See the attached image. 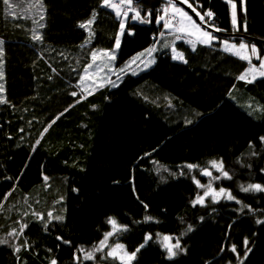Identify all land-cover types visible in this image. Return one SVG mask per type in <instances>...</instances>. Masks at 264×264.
<instances>
[{"label": "trees", "instance_id": "16d2710c", "mask_svg": "<svg viewBox=\"0 0 264 264\" xmlns=\"http://www.w3.org/2000/svg\"><path fill=\"white\" fill-rule=\"evenodd\" d=\"M10 3L11 9L0 0V98L6 101L0 104V239L9 241L0 244V264H77L76 257L79 264H120L101 260L108 249L95 260H84L79 251L91 250L111 230L109 217L128 228L109 243H122L129 252L152 234L133 264H241L245 238L251 251L243 264H264V224L256 223L264 220V193L241 191V185H264V78L237 79L247 61L224 52L219 42L197 43L192 51L187 36L175 46L188 63L173 61L163 45L175 33L164 20L156 22L169 5L143 0L133 7L151 11V22L128 20L112 65L117 86L84 95L77 82L90 53L116 48L123 17L102 0ZM194 6L214 13L213 23L226 30L214 33L220 40L255 45L264 57V0H246V11L238 5V31L228 0H196ZM93 13L90 35L79 25ZM154 45L156 62L149 70H138L140 60L127 67ZM213 160H222L232 177L216 186L240 204L208 199L193 207L202 194L193 177L203 183L200 170ZM188 164L199 167L189 170ZM49 212L63 219L49 222ZM22 224V234L8 235ZM157 232L179 238L186 253L167 259ZM233 244L239 256L229 250Z\"/></svg>", "mask_w": 264, "mask_h": 264}, {"label": "snow or ice", "instance_id": "6c2138e0", "mask_svg": "<svg viewBox=\"0 0 264 264\" xmlns=\"http://www.w3.org/2000/svg\"><path fill=\"white\" fill-rule=\"evenodd\" d=\"M3 4L8 6L9 9L13 7V5L10 3V0H2ZM181 3L186 4L188 8H190L197 17H199V21L193 20L192 16L188 14L187 11H185L182 7L177 6L176 3H173L172 0H169V6L172 10V19H176L179 17V19H176V23L178 26H174L171 24V20H165V17L168 15V7L163 9V15H158L156 22L159 24L161 20H164V28L169 29L175 33L174 40L171 44H164L163 47L170 48L171 49V59L173 61H181L183 63H188V61L185 59L183 51H178L175 42L181 39H184L185 36L191 37L193 35H196L197 39L195 42H193L191 39H187L185 42L190 44L192 47V51L196 50V44L199 43L201 45H205L208 47H212L214 45V42H219L221 45V48L224 52H228L232 55L237 56L239 59L247 61L249 67L240 74L237 79L245 81L247 83L253 82L257 75L260 77H264V57H262L255 45H249L243 41L239 42V44L234 42H229L228 40H220L219 37L215 36V32L220 31H226L224 29H221L217 25L213 23V17L214 13L210 10H206L203 13L201 11L197 10V7L194 6L196 4V0H180ZM228 2L231 4V23L233 28H235L237 31L239 30V20H238V5L240 11H246L244 8V5L246 3V0H228ZM17 3H19V0H17ZM138 3V0H119V4L116 3H110L109 0H102V6L111 8L115 11V15L117 18H121L120 21V34L122 35L125 30V21L129 18V10L133 12V15L131 16L132 20H138L141 23H150L151 17L153 13L151 11L143 10L134 8L133 5ZM127 5V9L121 10V5ZM143 13V15H142ZM95 13H93V18L89 19L86 23H81L79 27L86 29L89 31L91 35L90 25L94 23ZM42 18V17H41ZM39 27H43V25H39ZM210 29V30H209ZM246 30V26H245ZM129 34H132L129 32ZM161 36L164 35V33H160ZM34 40H41L42 35L41 34H34L33 36ZM89 41L85 42V45ZM3 41H0V45H3ZM115 47H120V35H117L115 38ZM155 45L150 47L149 49H146L145 52H141L137 57H134L128 64L127 67H131L132 64L136 63L137 60H140L141 63L144 64V67L147 68L151 64L155 63V58L152 56V53L156 51ZM3 55V48L0 47V56ZM98 55L103 57H108L109 60L114 61L115 60V52L113 50H105L100 53L93 50L90 53L91 62L87 63L83 69V74L78 79V86H80L81 93H87L91 94L89 91V88L94 85L96 82L93 81L92 84L89 86H84V82L86 77L88 76L89 70L93 69V65L97 61ZM144 59H141V58ZM255 57L257 60L260 61L259 66L252 64V58ZM146 61V62H145ZM3 61L0 60V81L4 79V72H3ZM109 72H113V74H117L116 71L109 67ZM125 69H119V72H124ZM105 76L107 77V73H105ZM251 77V78H249ZM117 79H120V76L117 74ZM108 83H111L113 87H116L117 84L110 79V77L107 79ZM5 91L4 85L0 83V93H3ZM71 95L77 96V92H72ZM81 98H84L83 96ZM6 101L3 98H0V104H4ZM251 107V105H249ZM63 115V113H61ZM59 117H57L58 119ZM51 123H55V120L51 121ZM188 123H191V121H188ZM51 124H49V127ZM23 131V129H21ZM44 131H47V128L44 129ZM261 142L264 143V137H261ZM39 143V140H37V144ZM251 146V145H250ZM35 150V149H33ZM255 154V153H253ZM155 163V162H154ZM186 167L189 170L198 168V165L194 164H188ZM209 167L211 169H214L216 172H218L220 175L213 176L212 171L209 170V168H203L200 170V175L209 177V182L205 184H201V182L193 177V181L196 184L197 188L202 189V194L197 193L195 199L192 201L193 207L200 205V206H206V200L209 198L211 199L212 203H219L221 199H226L228 201H235L236 204H240L241 201L237 199L230 191L227 189L221 187L218 190L213 187V181H217L220 179H232V177L229 175L228 171L225 170L223 161H216L213 160L210 162ZM164 171H168L167 168L164 169ZM264 171V170H262ZM183 174V173H181ZM44 180L47 181L48 177L45 176ZM241 191L248 193V192H256V193H264V185L261 183H249L247 186L241 185ZM11 193H7L4 196V199H7L8 195ZM145 208H147V205H144ZM251 210V209H249ZM35 214V213H34ZM49 222H51L52 219L56 220H62L63 218L60 216L53 217V214L49 212L48 214ZM43 219V216L40 217ZM145 221H153L154 218L151 216H146ZM201 219H203L201 217ZM107 223L111 226V230L104 233L103 239L99 241L97 245H95L91 250H84L80 249V253L83 254L82 258L84 260H95V254L97 252L104 253L105 249H108V251L105 253V255L101 256V260L111 258L113 260H119L120 264H131V261H133L136 258V254L144 247L148 245V242L153 239L152 234L146 233L144 236V240L141 244L136 247V249L132 252H129L126 250L125 245L119 242H115L110 244L109 240L111 237L117 235L121 232H126L128 230L127 225H121L118 223V221L113 218L109 217L107 220ZM257 224H264V220H257ZM26 227V225L22 224L20 227L19 232L16 230H13L12 232L8 233L9 236L18 237L20 234H22L23 229ZM47 227V225H45ZM193 231L191 226H188L187 232ZM186 234V233H185ZM156 238L159 241L161 247L165 250L167 254V259L172 260L174 259L178 254L180 253H186V249L182 248L181 242L179 238L173 237L171 235H161V233H156ZM58 240L62 239L61 237H57ZM173 240H175V243H173ZM9 241L7 239H0V244H7ZM27 243V242H25ZM65 243H69L65 241ZM244 246L247 249L245 252L244 257L241 259V264H243V259L247 258L248 252L251 251V249H248V239L245 238ZM20 249L17 247L16 251H19ZM224 249L222 248L221 251ZM231 252L237 254V247L235 244L231 246L229 249ZM81 257H76L77 264H79ZM51 264H56V261L53 260Z\"/></svg>", "mask_w": 264, "mask_h": 264}, {"label": "rangeland", "instance_id": "374dc122", "mask_svg": "<svg viewBox=\"0 0 264 264\" xmlns=\"http://www.w3.org/2000/svg\"><path fill=\"white\" fill-rule=\"evenodd\" d=\"M109 2L110 3H116V4H119V0H109ZM135 8V7H134ZM125 9H127V5L126 4H124V5H121V10H122V12H123V10H125ZM168 9H170V11H171V8L170 7H168ZM133 15V12L131 11V10H129V18L125 21V29H126V25H127V22H128V20H131L132 22H138V20H132L131 19V16ZM165 20H166V18H165ZM172 25H174V26H178L177 24H174V23H171ZM167 30H169V29H167ZM169 31H171V30H169ZM173 32V31H172ZM124 33H125V30H124ZM124 33L121 35V34H119L120 35V46H121V43H122V39H123V36H124ZM164 35H165V33H164ZM191 38H192V40L195 42L196 41V39H197V37H196V35H193V36H191ZM257 47V46H256ZM257 49H258V51H259V48L257 47ZM119 50V48H115L113 51L115 52V60L114 61H111V60H109V58L108 57H103V56H100V55H98V57H97V61H96V63L93 65V69H90L89 70V73H88V76L86 77V79H85V82H84V86H89L90 84H92V82L93 81H95L96 83L94 84V85H92L90 88H89V91H92V90H95V89H97V88H99V87H102V86H104V85H106V84H109L108 82H107V79L110 77V79H112V76L114 75L113 74V72H109L108 71V68L109 67H111L112 68V65H115L116 64V61H117V51ZM178 50V49H177ZM97 51V50H96ZM102 51H105V50H98L97 52L98 53H100V52H102ZM259 53H260V51H259ZM154 57V56H153ZM155 58V57H154ZM177 61H179V60H177ZM256 61H259V60H257L255 57H253L252 58V64L253 65H256L257 67L259 66V64H256L255 62ZM155 62H156V58H155ZM260 62V61H259ZM155 64V63H154ZM154 64H151L150 66H148L147 68H145L144 67V64L143 65H141L140 67H139V69L138 70H141V71H147V70H149ZM248 67H249V65H248ZM105 73H107V77L105 76ZM249 78H251V77H249ZM262 78H264V77H260L259 75H257V77H256V79L253 81V82H255V81H257V80H259V79H262ZM4 93V95H5V91L3 92ZM84 95L85 94H87V93H83ZM209 168V170L210 171H212V173H213V169H211L210 167H208ZM201 169H203V168H201ZM213 176H215L214 175V173H213ZM209 182V177H205V180H204V182L202 183L201 182V184H207ZM213 183V187L214 188H216L217 190L219 189V187H217L216 186V183H217V181H213L212 182ZM221 188V187H220ZM201 191H203L202 189H201ZM210 199V198H209ZM112 238V237H111ZM110 238V239H111ZM127 250V249H126ZM128 251V250H127ZM134 261V260H133ZM133 261H131V264H133Z\"/></svg>", "mask_w": 264, "mask_h": 264}, {"label": "water", "instance_id": "95a60500", "mask_svg": "<svg viewBox=\"0 0 264 264\" xmlns=\"http://www.w3.org/2000/svg\"><path fill=\"white\" fill-rule=\"evenodd\" d=\"M142 1H143V0H138V3H136V4H139V3H141ZM161 1H163V3L169 5V0H161ZM172 2H173V3H176L177 6L182 7L185 11H187L188 14H189L190 16H192L193 20L199 21V17H197L196 14H195L190 8H188L186 4L181 3L180 0H172ZM197 10H198V9H197ZM198 11H199V10H198ZM209 30H210V29H209Z\"/></svg>", "mask_w": 264, "mask_h": 264}, {"label": "built area", "instance_id": "2783aa9c", "mask_svg": "<svg viewBox=\"0 0 264 264\" xmlns=\"http://www.w3.org/2000/svg\"><path fill=\"white\" fill-rule=\"evenodd\" d=\"M165 18L166 20H171V23L174 24H177L176 19H179V17H177L176 19H172V12L170 11V9H168V15Z\"/></svg>", "mask_w": 264, "mask_h": 264}, {"label": "crops", "instance_id": "0c3cea01", "mask_svg": "<svg viewBox=\"0 0 264 264\" xmlns=\"http://www.w3.org/2000/svg\"><path fill=\"white\" fill-rule=\"evenodd\" d=\"M171 12H172V10H171ZM167 30V29H166ZM192 39V38H191Z\"/></svg>", "mask_w": 264, "mask_h": 264}]
</instances>
